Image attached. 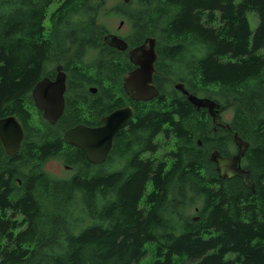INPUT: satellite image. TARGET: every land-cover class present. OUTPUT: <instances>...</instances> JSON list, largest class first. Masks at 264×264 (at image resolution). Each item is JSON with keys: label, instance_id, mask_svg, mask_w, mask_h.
<instances>
[{"label": "trees", "instance_id": "16d2710c", "mask_svg": "<svg viewBox=\"0 0 264 264\" xmlns=\"http://www.w3.org/2000/svg\"><path fill=\"white\" fill-rule=\"evenodd\" d=\"M106 1L0 0V116L48 72L58 17L82 16L95 47L107 32L100 18L114 11L132 42L156 38L190 92L230 109L229 126L161 85L106 163L68 148L70 177L43 169L60 137L52 150L14 155L0 142V264H264V0ZM235 133L249 142L242 165L254 190L210 159L235 153Z\"/></svg>", "mask_w": 264, "mask_h": 264}, {"label": "flooded vegetation", "instance_id": "af4514ba", "mask_svg": "<svg viewBox=\"0 0 264 264\" xmlns=\"http://www.w3.org/2000/svg\"><path fill=\"white\" fill-rule=\"evenodd\" d=\"M57 22V30L52 31V63L48 72L24 90L21 105L16 113H8L1 117L15 115L19 119L24 131L19 151L43 149L42 151L45 152L48 149L46 145L50 143L49 149L52 150V141H54L52 137H60L63 147L61 154L48 153L43 162V169L52 158H59L65 168L73 171L76 165L68 162L71 158L67 153L71 151H68V148H73L72 150L80 148L66 141L65 135L68 130L77 126H102L106 116L117 110L130 108L131 117L116 133L114 147L120 137L136 133L137 129L132 126L140 117L148 114L150 101L153 98L137 99L125 86L126 78L139 66L130 59V50L146 41L145 38L135 43L129 39L132 26L127 34L120 32L122 26H119L117 31L109 30L107 27V32L100 42H96L95 47H89L87 23L73 24L71 18L67 20L60 17L57 18ZM122 24L120 22V25ZM109 33L124 38L127 42L126 48L121 49L111 44L110 39L105 38ZM148 45L149 42L146 43V46ZM156 51L154 84L158 88L161 85L176 88V83L183 82L179 77L180 74L173 70L171 63L163 57L157 47ZM45 77L50 78V88L37 90V84ZM47 94L51 99L52 118L50 119L44 115L45 109L38 104ZM61 104L63 109L59 112ZM139 108L145 111L140 112ZM1 145L5 150L2 142ZM80 150L84 153L82 149ZM42 151L40 153H43ZM84 155L87 159L85 153ZM109 156L110 153L105 162L100 164L106 163Z\"/></svg>", "mask_w": 264, "mask_h": 264}, {"label": "water", "instance_id": "95a60500", "mask_svg": "<svg viewBox=\"0 0 264 264\" xmlns=\"http://www.w3.org/2000/svg\"><path fill=\"white\" fill-rule=\"evenodd\" d=\"M129 1V0H125ZM123 21H121V24ZM110 39V43L118 48L125 49L127 42L124 38L114 33L105 36ZM149 45L146 46V43ZM157 57L156 38L148 37L144 44L138 45L130 50V59L138 64L131 75L126 78L125 86L127 90L137 99H152L156 97L160 90L153 82L155 71V60ZM50 78L45 77L37 84V90L50 88ZM175 87L187 95L188 100L197 108H205L212 117L215 124L219 126H229L221 118L223 107L220 102L209 96H201L190 92L183 82L176 83ZM39 106L45 109L44 115L52 118L51 99L49 95L42 97ZM63 109L61 104L60 111ZM130 108L117 110L105 117V123L99 127L77 126L68 130L65 139L84 151L87 159L100 164L105 162L108 154L112 150L114 137L124 122L131 117ZM24 131L19 119L15 115L0 116V141L5 151L9 155L16 154L21 145ZM234 141L237 151L232 155H223L219 150L211 151L210 159L216 163V169L222 178L239 176L244 185L254 190L255 183L251 177L250 170L242 165V158L249 147V142L244 140L238 133L234 134ZM201 143V141H199ZM197 219V218H196Z\"/></svg>", "mask_w": 264, "mask_h": 264}, {"label": "rangeland", "instance_id": "374dc122", "mask_svg": "<svg viewBox=\"0 0 264 264\" xmlns=\"http://www.w3.org/2000/svg\"><path fill=\"white\" fill-rule=\"evenodd\" d=\"M120 2H121V0H107L105 4H106L107 8H110V7L116 5ZM247 14L250 18L252 28L255 29L259 23V17L257 15V13L255 11H249ZM79 16L80 15L78 14V15L74 16L75 18H71V20H73V22H72L73 24L82 22L83 17L81 16V18H80ZM100 20L104 24H106V27H108L109 30L117 31L119 29V26H122L121 27L122 29L120 30V32L123 34L129 33L131 30V24L124 17L118 16L114 11H111L110 15H108V16L101 17ZM121 20H123L122 25H120ZM171 67L173 69L177 70L176 66H174V67L171 66ZM180 71L181 70H178V74H180ZM231 117H232V111L230 109H225L222 112L221 118L223 120L229 121L231 119ZM230 147H231V149L234 150V152H236V150H237L236 144H235V146L231 144ZM121 164L122 163L120 162L119 164H116V165L119 166ZM44 167H45L44 170L48 174H50L56 178L70 177L74 171V170L72 171L71 169L65 168V166L61 163L59 158H52V160L48 161ZM147 257L148 256H146V258ZM145 260L146 259L144 258L142 261V264H145V262H146Z\"/></svg>", "mask_w": 264, "mask_h": 264}, {"label": "bare ground", "instance_id": "6f19581e", "mask_svg": "<svg viewBox=\"0 0 264 264\" xmlns=\"http://www.w3.org/2000/svg\"><path fill=\"white\" fill-rule=\"evenodd\" d=\"M157 47V46H156ZM122 128V127H121ZM107 162V161H106ZM99 165V164H98ZM97 166V165H96Z\"/></svg>", "mask_w": 264, "mask_h": 264}]
</instances>
